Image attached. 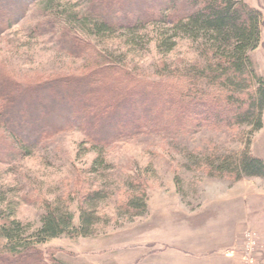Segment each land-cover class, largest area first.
<instances>
[{"label": "rangeland", "instance_id": "374dc122", "mask_svg": "<svg viewBox=\"0 0 264 264\" xmlns=\"http://www.w3.org/2000/svg\"><path fill=\"white\" fill-rule=\"evenodd\" d=\"M110 1L113 9L133 13L143 12L144 5L152 0ZM94 3L41 0L32 5L21 22L0 36V69L20 83L80 76L90 64L80 52L86 49L90 53L92 48L93 54L101 56L99 64L112 61L124 66L143 85L157 88L160 84L159 89L168 85L175 91L180 83L185 97L186 93H205L212 102L216 94L209 92L207 84H203L204 88L194 87L186 79V70L201 61L198 42L162 22L135 29L137 34L132 36L122 29L88 36L80 29V21ZM245 3L259 10L264 21V0ZM183 4L181 1L177 5L180 8ZM48 15L69 20L62 27L81 39L79 53L70 48V40L63 39L68 33L64 28L59 32L58 18L46 23ZM76 17L78 22L73 20ZM41 24L42 28L36 30ZM162 40L156 49V43ZM249 58L255 74L264 80V27L259 46L249 52ZM173 94L177 93L171 92L164 100L174 99ZM215 104L220 111L225 109L224 104ZM191 116L187 114L188 119ZM211 121L210 126L199 127L183 120V126L190 130L185 136L167 139L151 134L120 139L101 154L92 150L78 131L58 133L25 154H15L9 149V141L1 140L6 135L0 131V147L8 151L0 153V225L17 223L22 237L32 239L44 212L52 207L70 212L77 224L82 198L99 191L98 198L86 208L95 219L90 236L62 235L35 241L46 264L53 260L60 264H144L143 259L152 251L163 247L179 249V245L186 244V227L196 229L205 222L210 206L246 205L248 195H260L262 200H255V205H264V178H209L204 170L209 159L230 156L245 148L264 163V112L257 131H253V125L233 124L227 129L223 128L224 120ZM141 188L147 211L143 216L131 217L124 212V205L140 197ZM244 231L248 230H242L241 238ZM241 248L240 243L239 255L243 254ZM263 253L264 249L262 256Z\"/></svg>", "mask_w": 264, "mask_h": 264}, {"label": "trees", "instance_id": "16d2710c", "mask_svg": "<svg viewBox=\"0 0 264 264\" xmlns=\"http://www.w3.org/2000/svg\"><path fill=\"white\" fill-rule=\"evenodd\" d=\"M38 1L41 0H0V36L21 22ZM94 1L92 10L84 13L80 21V29L88 36L111 34L114 29H122L132 36L137 34L135 29L162 22L186 34L192 42H198L201 61L186 70V79L194 87L204 88L203 84H207L209 92L216 94V100L213 98L209 103V97L200 92L201 97L189 93L185 97V88L180 83V88H176L180 92L172 91L168 85L160 89V84L157 88L146 86L124 66L112 61L99 64L97 60L101 56L93 54L90 46V53L78 49L81 39L76 34L72 37L69 29L62 27L69 23L67 18L48 15L44 19L46 23L59 19V32H64V28L68 33L63 39L71 41V49L74 47L78 53L82 50L80 53L90 63L89 68L80 76L65 75L30 83L16 82L0 69V131L6 135L1 140L9 141L13 153L25 154L58 133L78 131L91 149L101 154L120 139L151 134L167 139L185 136L190 130L183 126V120L199 127L210 126L211 120L219 123L224 120L223 128L227 129L233 128V124L253 125V131L261 129L264 80L255 74L249 58V52L259 46L264 27L259 10L249 7L245 0H152L144 5L143 12L123 13L113 9L110 0ZM181 1L184 4L179 8L177 4ZM41 28L42 24L36 30ZM163 38L168 42L166 36ZM161 42L156 43V49ZM171 92L177 93L173 94L175 98L164 100ZM215 103L224 104L225 109L220 111ZM187 114H192L190 119ZM4 152L8 151L0 147V153ZM204 170L209 178L228 177L234 181L264 178L263 161L252 156L247 148L230 156L209 159ZM99 194L94 191L82 198L77 224L70 212L58 207L47 208L32 239L22 237L17 223L0 225V264H46L35 241L62 235L90 236L95 219L86 208ZM123 209L131 217L145 215L144 189L140 197L127 200ZM52 264L60 263L53 260Z\"/></svg>", "mask_w": 264, "mask_h": 264}, {"label": "crops", "instance_id": "0c3cea01", "mask_svg": "<svg viewBox=\"0 0 264 264\" xmlns=\"http://www.w3.org/2000/svg\"><path fill=\"white\" fill-rule=\"evenodd\" d=\"M255 200L262 198L248 195L246 205L210 206L205 222H199L196 229L186 227V244L175 250L163 247L152 251L143 263L239 264L241 233L250 230L258 235L260 243L256 264H264V205H255Z\"/></svg>", "mask_w": 264, "mask_h": 264}, {"label": "built area", "instance_id": "2783aa9c", "mask_svg": "<svg viewBox=\"0 0 264 264\" xmlns=\"http://www.w3.org/2000/svg\"><path fill=\"white\" fill-rule=\"evenodd\" d=\"M259 247V240L253 231H245L242 235V248L238 257L239 264H254L257 260L256 255Z\"/></svg>", "mask_w": 264, "mask_h": 264}]
</instances>
